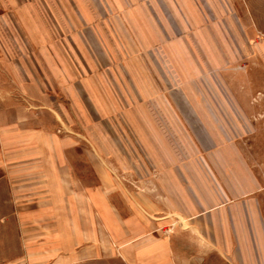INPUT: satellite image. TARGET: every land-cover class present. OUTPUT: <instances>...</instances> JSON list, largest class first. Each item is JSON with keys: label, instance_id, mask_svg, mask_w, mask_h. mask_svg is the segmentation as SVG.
Returning a JSON list of instances; mask_svg holds the SVG:
<instances>
[{"label": "crops", "instance_id": "0c3cea01", "mask_svg": "<svg viewBox=\"0 0 264 264\" xmlns=\"http://www.w3.org/2000/svg\"><path fill=\"white\" fill-rule=\"evenodd\" d=\"M199 2L0 0V264H101L105 249L122 264H264L262 183L240 144L208 136L202 161L170 115L133 111ZM123 121L156 178L146 161L133 173Z\"/></svg>", "mask_w": 264, "mask_h": 264}, {"label": "rangeland", "instance_id": "374dc122", "mask_svg": "<svg viewBox=\"0 0 264 264\" xmlns=\"http://www.w3.org/2000/svg\"><path fill=\"white\" fill-rule=\"evenodd\" d=\"M199 1L200 20L183 25L178 35L171 34L167 73L149 74L161 82L154 81L158 86L153 89L150 103L141 102L133 111L170 115L184 140L185 152L198 155L202 161L209 154L208 136L212 146L240 144L262 183L259 197L264 221V0ZM122 123L130 137L120 127L123 133L119 131L117 139L130 146L129 154L139 166L132 172L143 175L142 164L146 161L150 165L146 171L156 178L159 170L128 123ZM172 141L175 143V137L168 139L169 146ZM161 157L164 162L171 161L166 153ZM79 171L92 180L91 169ZM133 173H129L131 177ZM127 187L143 189L140 185ZM170 220L171 227L181 225L176 217ZM104 251L101 264H122L112 263L109 250ZM215 262L223 264L225 260Z\"/></svg>", "mask_w": 264, "mask_h": 264}]
</instances>
